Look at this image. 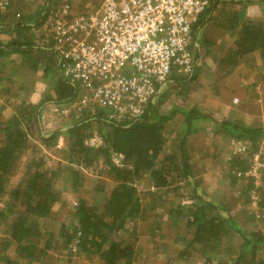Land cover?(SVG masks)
<instances>
[{"label": "trees", "instance_id": "trees-1", "mask_svg": "<svg viewBox=\"0 0 264 264\" xmlns=\"http://www.w3.org/2000/svg\"><path fill=\"white\" fill-rule=\"evenodd\" d=\"M64 1L42 0L32 14L12 19L0 13V34L8 37L0 39V87L20 69L30 77L40 73L51 94L37 103L21 99L10 116L0 120V226L5 233V239H0V264H44L49 251L60 248L66 249L62 260L67 264L78 263L77 257L89 264H135L141 253L135 246L137 230L145 220L151 224V249L166 264H264V171L257 187L253 179L244 177L264 140V126L234 118L218 120L196 105L172 104L163 114L164 103L155 97L140 116L126 122L109 120L106 109L94 106L53 131H42L41 112L47 103L65 105L78 94L77 85L62 78V55L45 28L47 18ZM243 1L230 0L232 10L221 13L223 27L232 37L224 55L219 56L220 78L255 53L264 58V0H245L249 5H261L246 18L237 12ZM224 3L211 0L192 28L194 38L199 27L212 19V11L223 9ZM200 62L197 53L191 72L181 76L174 71L168 77L170 82L184 89L183 84L189 85L199 72ZM167 80L157 86V93ZM31 87L32 83L22 88L25 95L31 93ZM176 115L180 116L176 119L180 129L175 131L177 123L168 122ZM200 130L212 134V140L246 144L243 153L231 154L223 176L229 180L226 187L236 195L234 205L248 206L252 192L257 197L254 211H247V216L260 218L258 229L244 230L228 207L204 190L194 171L189 143ZM61 137L66 141L57 148ZM34 138L45 150L61 152L53 166H46V157L36 153ZM23 160V171L11 185ZM95 166H101L98 174L110 179L113 186L105 192L100 179L96 180L95 197L89 203L82 194L88 190L83 185L84 171ZM59 181L72 188L75 201L56 230H48L41 221L57 218L54 207L61 196ZM168 228L174 230L170 245L164 243ZM233 231L240 237L239 245L231 244Z\"/></svg>", "mask_w": 264, "mask_h": 264}, {"label": "built area", "instance_id": "built-area-1", "mask_svg": "<svg viewBox=\"0 0 264 264\" xmlns=\"http://www.w3.org/2000/svg\"><path fill=\"white\" fill-rule=\"evenodd\" d=\"M88 1L68 2L82 7ZM95 1L86 14L73 12L65 2L46 20L45 28L62 55L61 76L78 88L75 99L50 109L68 120L97 106L108 111L107 119L126 122L143 113L156 97L157 86L174 71L191 72L196 48L192 28L211 0ZM230 146L235 154L246 150L240 140H231ZM263 171L264 140L244 177L257 185ZM256 200L251 196L253 205Z\"/></svg>", "mask_w": 264, "mask_h": 264}, {"label": "rangeland", "instance_id": "rangeland-1", "mask_svg": "<svg viewBox=\"0 0 264 264\" xmlns=\"http://www.w3.org/2000/svg\"><path fill=\"white\" fill-rule=\"evenodd\" d=\"M220 1L225 2L223 9L217 8L213 10L210 15V18L212 19L204 22L196 31L197 41L196 48L193 51V60L195 54L198 53L201 61L199 64V72L196 74L195 78L189 82V85L183 84L184 89L181 88V85L175 86L168 78L167 82L163 86V89L156 94L155 100L157 101L162 99L161 103L164 104L160 108V113L163 114L169 111V107L172 104L183 108L196 105L198 108H200V110L206 113H211L218 120L222 118H234V120L242 121L248 125L264 126V58L260 59L259 56L256 55V57L252 56V58H249V60L244 59L232 70V72L236 71V73L230 75V77L228 74L220 78V69H218L220 68L218 64L219 58L224 55L226 44L229 40H231L232 37V34L229 32V30L226 27H223L224 20L223 17H221L222 12L229 13V10H232L230 0ZM65 2H67V0L61 2L59 5L63 6ZM253 4H255V2L251 3V5ZM95 5V0H89L82 7L80 6V10L86 14L90 9L93 10ZM31 6L32 5L30 3L27 5V7L22 8L23 5L20 4L17 8L9 11L10 13H8V18H16L18 14L15 12L23 10H25V12L22 13L25 15H30L33 9V6L32 8ZM260 6L258 7V5H253V11L256 8L257 12V9L259 10ZM243 9L244 8L242 7V4L240 3L237 8V12L241 13L242 16L245 15V11ZM208 17L209 15L207 18H205L208 19ZM261 19H263V17ZM0 35L3 40L8 39L6 34ZM247 57H249V55ZM253 62L258 67H256ZM17 71L18 73L16 72L14 78L10 82H7L5 86L1 87L0 120L10 116L14 110V106L22 99V97H24L25 91L22 89L23 87H29L31 83V89L34 87V81H32L28 73H19V69ZM250 71H253L254 74H251L252 72L250 73ZM188 73H182L181 76L187 75ZM44 88V92L42 93L43 98H45L46 94H49V96L51 95L50 92H47L46 84ZM234 98H237L236 102L233 101ZM41 118V129L45 132L53 131L54 129H57V127L65 125L68 122V120L65 121L64 119L54 115L51 112V109L48 111L44 110L43 116ZM176 119L179 120L180 116L176 115L175 118H173L168 123H177ZM173 127H176L174 129L175 131L179 130L180 123L173 125ZM212 138H214L212 134L200 130V132L194 134V136H192L189 140V143H192V162L194 163L193 165L196 175L202 180L201 182L203 184L202 186L204 190L210 193L214 199L219 200L228 207V209L233 213V219L236 220L238 225H241L244 230L258 229L259 224L261 223L260 218H258V216L255 218H248L247 216V211H254L253 208L255 204L253 205L250 200L248 206H244L243 202H241L243 204L239 206L234 205L236 202H234L236 195L232 190H229L226 187L229 184V180L223 175L228 164L227 160H229L231 154L233 153L229 141L227 142L226 139L219 138L212 140ZM65 141L66 140L64 137L59 138L57 142V148L62 146ZM32 144L36 149L37 154L40 153V155H44L46 157V166H53L54 161L60 159V151L45 150L41 147L37 138L32 140ZM24 161L25 160L18 164V167L11 178V185H14L16 181H18V178L23 171ZM99 167L101 166H95L84 171L85 177L83 185L88 190L84 189L85 191L82 192V194L89 203H91L95 197V195L92 193V190L96 180L100 179L99 181H101L103 190L105 192H108L113 186V183L110 181V179L98 174ZM259 184L260 181H258L257 185L254 183L255 187L259 186ZM58 189L60 190L61 194L60 201L54 207L57 218L52 222L46 221L45 223V221H41L43 226H45V228L48 230H56L58 222L61 219H64L66 214L69 213V209L73 207L75 201L71 193L72 188L69 185L59 181ZM238 190L240 191V189ZM100 194V192H97V195ZM253 195L255 196V194L252 192L251 196ZM166 225L163 228L164 231H167ZM141 226L142 227L137 230L138 239L135 243L136 247L141 248V253L138 257L139 261L135 264H166V260L162 258V255L159 253H157V255L154 254V251L151 249L152 245L151 242H149L151 240L149 238V235H151L149 234L151 224L145 220L141 223ZM173 233L174 230L168 228L169 236L164 243L170 245L173 240ZM4 237V230L2 226H0V239H5ZM230 238L231 244L234 243L233 245H239L240 237L237 236L234 231L230 233ZM153 239L157 238L153 237ZM66 253V249L62 248H60L59 251L51 250L49 251L48 256H46L44 264H67L64 260H62V256L65 257ZM74 259H79L77 261L78 263L75 264H89V262L82 260L80 261L81 258L77 257ZM90 264L96 263L92 262Z\"/></svg>", "mask_w": 264, "mask_h": 264}, {"label": "crops", "instance_id": "crops-1", "mask_svg": "<svg viewBox=\"0 0 264 264\" xmlns=\"http://www.w3.org/2000/svg\"><path fill=\"white\" fill-rule=\"evenodd\" d=\"M41 1L42 0H2V3H4V9H0V13H4V15H6V17L8 18L9 17V14L8 13H10L9 11L10 10H12V9H14V8H17L20 4H22L23 5V7L22 8H25V7H27V5L28 4H30L31 3V5L33 6V9H32V12H35L36 10H37V8L39 7V5H40V3H41ZM69 5H70V7H71V10L73 11V12H81V10H80V6L77 4V3H75V2H73V3H71V2H67ZM242 4V7L244 8L243 10L245 11V15H244V17L246 18V17H249V16H251V15H253L254 13H256V8L254 9V11H253V6L250 4H248L247 2H245V0L243 1V3H241ZM65 5V4H64ZM32 6H31V8H32ZM61 7L62 6H59L57 9L58 10H61ZM258 7H259V5H258ZM56 9V10H57ZM260 9V8H259ZM259 10L257 9V12H258ZM22 12H25V10H23V11H16L15 13H17L18 14V16L19 15H25L24 13H22ZM56 12V11H55ZM15 13H13V14H15ZM30 14H32V13H30ZM8 15V16H7ZM14 16H16V15H14ZM17 16V17H18ZM259 18H261V16L259 17ZM8 19H10V18H8ZM0 39H2V37H1V35H0ZM3 40V39H2ZM196 41H197V38H196ZM257 56H258V54L257 53H255ZM256 55L254 56V57H256ZM258 58V57H257ZM256 59V58H255ZM254 63V62H253ZM254 65L256 66V67H258L255 63H254ZM20 70V69H19ZM257 70V69H256ZM17 73H18V71H16ZM237 72H239V71H237ZM252 72V73H251ZM19 73H23L21 70H20V72ZM234 73H236V71L234 72H232L231 71V73H229V77H230V75H233ZM250 73L251 74H254L253 73V71H250ZM228 76H226V77H228ZM31 78H32V81H34V87L31 89V90H33V91H31V93L30 94H27L26 96H25V94H24V97H22V99H24V98H26V99H28V101L29 102H32V103H37V102H39L40 101V99L42 98V93L44 92V86H45V83H44V79L40 76V73H38V72H36L35 74H33L32 73V75H31ZM36 83V84H35ZM0 85H1V82H0ZM0 89H1V87H0ZM54 103H47V105L45 106V108L44 109H42V112H41V117L43 116V111L44 110H50L49 109V107L51 108V106L53 105ZM72 120V119H71ZM66 121V120H65Z\"/></svg>", "mask_w": 264, "mask_h": 264}]
</instances>
